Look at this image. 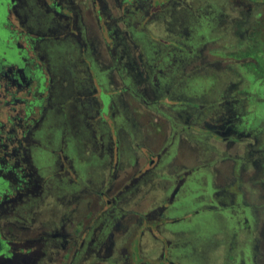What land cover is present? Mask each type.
<instances>
[{
    "label": "flooded vegetation",
    "instance_id": "af4514ba",
    "mask_svg": "<svg viewBox=\"0 0 264 264\" xmlns=\"http://www.w3.org/2000/svg\"><path fill=\"white\" fill-rule=\"evenodd\" d=\"M161 1L168 2L171 8L168 7L167 12L170 13L176 9L189 8L187 4L189 0H0V264H117L114 256L118 248L122 255L121 264H182L181 260L171 255V250L177 246L169 239L163 238L161 252L154 260L149 259V253L142 249L137 239H142L143 234L148 232L149 224H154L156 231L165 232L159 220L167 214L168 207L177 199L180 189L193 169L184 170L181 175L174 176L172 195L153 207V212H139L140 220L137 227L133 228L136 229L134 235L136 241L126 236L127 229L118 233L110 223L114 221L115 210H123L117 208V200L122 194L135 186H146L151 177L157 176V172L163 170H160L162 166L166 167L161 162L170 154L174 142L165 144L155 155L156 158H148L147 167L141 169L136 155L125 163L120 159L116 143L108 142L111 137L107 143L103 141L106 137L100 136L98 141L93 142L95 154L99 146L102 150L100 154L104 153L114 161L112 151L114 146L117 149L114 181L107 191L110 192L115 187L116 190L112 195L98 193V199L92 207L96 204L100 210L95 213L91 207L86 212H70L71 219L66 224H61L62 220L56 217L58 226L52 228L44 227L47 220L38 209V205L44 203L47 197L55 196L47 195L51 188L57 189L58 194L54 198L60 203L58 195L61 193L62 185L69 188L67 186L69 182L70 187H73L80 184L83 178L80 161H76L75 155L68 151L72 136L71 132L67 131L68 124L71 123L68 104L76 95L75 101L81 100L79 104L84 110L82 113L84 120L88 118L90 111L80 99L81 93L74 90L72 93L65 79L66 67L71 65L75 48H82L81 52L88 54L90 47L94 55L91 65H99L100 61L96 54L101 49L115 54L119 43H114L116 41L114 36L122 34L123 29L128 33L134 13L131 7L136 11L145 12L146 16L151 15L145 23L148 26L157 15L149 12L153 9L151 2L159 12L164 8ZM251 1L253 6L251 12L247 14V11L243 10L242 16H238L245 22L244 24L240 20V23H243L241 28L243 34L239 36L241 42L238 44L240 48L237 49L236 41L231 42V45L227 43L213 52L214 57L222 53L224 59L217 60L215 57L213 61L219 64L228 60L234 64L232 68L225 66L228 74L226 92L229 99L226 116L231 118L239 108L242 128H257L264 131V0ZM145 2L146 5L143 4ZM34 11H40L44 18L42 19L46 24L44 33L34 30L29 25ZM211 12V9L197 10L196 21H200V24L194 28H186V34L200 37V30H211L209 28L213 21ZM248 15L259 17L254 19V24L252 21L248 25ZM205 21L208 22L205 24ZM101 24L106 29L109 41L102 42L103 47L97 52L93 46L95 43L88 37V33L93 29L98 32L102 29ZM118 26H122L120 30L115 29ZM214 31L210 42L216 44L218 35ZM234 37L235 33L232 32L231 38ZM119 38L117 40H120ZM56 45H64L60 48L63 50L55 51ZM187 53H192V50ZM87 70L90 68L87 67ZM215 75L216 72L212 77ZM251 78L258 81V88L249 93L244 86L245 83L249 86ZM153 81H156L158 96L169 93L170 78L160 80L155 76ZM237 91L239 95H236ZM100 100V105L97 102V106H103L104 112V108L111 100L110 96L101 92ZM192 108L184 112L188 115L185 122L188 130L200 123L201 113L199 110L196 111L198 106ZM252 115L256 120H250ZM231 133L232 141L229 136L222 137L218 130H214V134L210 135L212 137L219 135L220 138L217 139L222 140L227 148L230 142L238 141L243 145L242 143L249 138L252 143L256 142V137L251 138L247 131L242 133L230 131L227 135ZM250 146L251 144L247 146L248 155L257 156L258 154L254 155L249 150ZM177 150L178 147L171 160L177 155ZM259 154H264V151ZM118 165L128 170L126 174L130 173L127 176L120 172L117 174ZM245 168L248 169L246 166ZM240 172L244 180L241 179L242 185L237 186L236 192L226 189L213 191L218 206L229 205L230 213L233 215L228 216V219L233 221H230L233 223L232 239L227 244L230 250L227 251L226 248L221 264H263L264 222L257 210L261 202L255 200L252 201L255 204L248 203L249 195L255 194L257 185L248 179L247 170ZM52 181V187H48V182ZM119 182L122 183L119 185ZM105 204L111 206L106 211L103 209ZM130 211L132 212V209ZM241 214L244 215L243 221L234 222ZM103 215L111 216V221L100 222L98 218ZM105 227L107 231L105 237L99 239L92 235L96 229ZM149 232L154 236L153 231ZM237 232L244 234L240 242L236 236ZM134 242L136 249L131 251Z\"/></svg>",
    "mask_w": 264,
    "mask_h": 264
},
{
    "label": "rangeland",
    "instance_id": "374dc122",
    "mask_svg": "<svg viewBox=\"0 0 264 264\" xmlns=\"http://www.w3.org/2000/svg\"><path fill=\"white\" fill-rule=\"evenodd\" d=\"M161 2L164 3V8L159 12L151 2L150 5L154 10L149 8L151 9L149 12L157 15L148 26L145 23L151 15L146 16L145 12L136 11L131 7L134 13L130 22L135 26L130 24L128 33L123 29L122 34L114 36L116 38L114 43H119L115 54L101 49L103 47L101 43L109 41L104 25L101 24L102 29L98 32L93 29L88 33V37L95 43L93 44L95 50L98 52L101 49L96 54L100 61L99 65H91L94 55L90 47L88 54L81 52L82 48H75L71 65L66 67L65 79L72 93L73 90L81 93L80 99L90 111L88 118L84 120L82 114L84 110L79 104L81 100H77V103L76 95L68 104L71 123L68 124L67 131L72 135L68 151L75 155L76 161H80L83 178L82 182L79 181L80 184L72 185L73 187H70L68 182L69 188L64 186L62 181L63 185L59 187L61 193L58 195L60 203L54 198L58 194L57 189L51 188L47 195L55 196L47 197L44 203L38 205V209L47 220L44 227L54 228L58 226L56 217L62 220L61 224L69 223L70 212L88 211L97 201L98 193L102 192L105 195L114 193L116 187L110 192L107 190L114 181L117 149L114 146L112 151L114 161L110 156L100 154L102 150L99 146L96 149L98 155L95 154L93 142L98 141L100 136L106 137V140L103 139L105 142L111 137L108 142L116 143L120 159L125 163L136 155L141 169L147 167L148 158H156L155 155L165 144L174 142L170 154L161 162L166 167L162 166L160 170H163L157 172V176L151 177L146 186H135L125 191L117 200V208L123 210H115L114 221L110 222L112 217L108 215L99 216L98 219L100 222L113 224L112 227L118 233L127 229L126 236L136 241L134 237L136 229L133 228L137 227V222L140 220L139 212H153V207L172 195L174 176L181 175L184 170L193 169L180 189L177 199L168 207L167 214L159 220L165 232L156 231L155 225L149 224L148 232L143 234L142 239L137 240L152 260L161 252L163 238H166L177 246L176 249L171 250V255L181 260L182 264H221L226 248L227 251L230 250L227 244L232 239L233 221L228 219V216L232 215L229 205L218 206L216 195L213 197L215 189L236 192L237 186H241L244 180L240 171L247 170L248 179L257 185L255 194L249 195L251 200L249 199L248 203L255 204L252 203L255 200L261 202L257 210L264 222V154H259L264 151V131L257 128H242L239 108L231 118L226 116L229 99L226 92L228 74L225 66L232 68L234 64L228 60L219 64L213 61L215 57L217 60L224 59L222 53L214 57L213 52L227 43L231 45V42L236 41L237 49L240 48L239 36L243 34L241 28L245 22L238 16H242L243 10V12L247 11V14L251 12L252 1L189 0L187 10L176 9L171 13L167 12L168 7L171 8L168 2ZM143 4L146 5L147 2ZM202 9L212 11L213 21L209 27L211 30H200V35L203 37L188 36L186 28H194L200 24V21H196L198 18L196 11ZM247 17L249 25L252 21L254 24V19L259 16ZM42 19L44 18L40 15V11H34L29 25L34 30L44 33L46 24ZM240 20L243 23H240ZM121 27L115 29L120 30ZM213 30L218 35L216 44L210 42ZM232 32L235 33L234 38H231ZM62 46L64 45L54 46L55 51L63 50L60 49ZM187 50H192V53H187ZM111 51H114L113 45ZM87 67L90 70H87ZM214 72L216 75L212 77ZM155 76L160 80L166 77L171 79L168 94L157 95L156 81H153ZM253 78L249 86L247 83L244 86L249 93L258 88V81ZM238 91L236 95H239ZM101 92L111 99L104 112H102L103 106H97V102L99 105L101 102ZM197 106L196 111L199 110L201 113L200 123L188 130L185 125L188 115L184 112ZM252 116L250 120L255 118L254 115ZM87 126L90 128L87 129ZM60 127L61 123L58 124V128ZM228 129L238 133L247 131L251 134V138L256 137V142L252 143L249 138L242 143L243 145L238 141L230 142L227 148L222 140L217 139L220 138L219 135H215L216 138L210 135L214 134V130H218L222 137L229 136L232 141V133L227 135L230 132L227 131ZM172 139L174 141H171ZM250 144L249 150L254 155L258 154L255 157L247 153V146ZM177 147V155L171 160ZM126 171L128 172L123 166H117V174L120 172L127 176L130 172L126 174ZM52 183L53 181L48 182L47 186L52 187ZM121 183L119 182V185ZM110 207L105 204L103 209L106 211ZM92 208L95 213L100 210L96 204ZM243 218L244 215L241 214L238 219H234V222H241ZM149 231H153L155 237ZM106 233L105 227L96 229L92 235L101 239ZM236 236L240 242L244 234L237 232ZM135 249L134 242L131 251ZM114 259L117 260V264L122 263L119 248L115 252Z\"/></svg>",
    "mask_w": 264,
    "mask_h": 264
}]
</instances>
